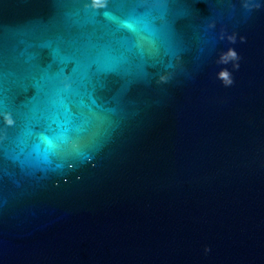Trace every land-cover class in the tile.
Segmentation results:
<instances>
[{
    "label": "water",
    "instance_id": "obj_1",
    "mask_svg": "<svg viewBox=\"0 0 264 264\" xmlns=\"http://www.w3.org/2000/svg\"><path fill=\"white\" fill-rule=\"evenodd\" d=\"M262 224L264 0H0V264H236Z\"/></svg>",
    "mask_w": 264,
    "mask_h": 264
},
{
    "label": "clouds",
    "instance_id": "obj_2",
    "mask_svg": "<svg viewBox=\"0 0 264 264\" xmlns=\"http://www.w3.org/2000/svg\"><path fill=\"white\" fill-rule=\"evenodd\" d=\"M237 59H238V57H237L235 51L229 49L226 53L221 54L219 62L220 63H228L230 60L235 61ZM238 68H239V63H233V70L238 69ZM217 78L220 79L226 87L231 86L233 84V79H229V72L227 70H222L218 74Z\"/></svg>",
    "mask_w": 264,
    "mask_h": 264
}]
</instances>
